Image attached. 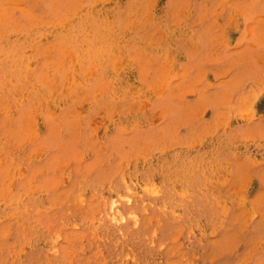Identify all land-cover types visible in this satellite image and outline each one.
Here are the masks:
<instances>
[{
	"label": "rangeland",
	"instance_id": "obj_1",
	"mask_svg": "<svg viewBox=\"0 0 264 264\" xmlns=\"http://www.w3.org/2000/svg\"><path fill=\"white\" fill-rule=\"evenodd\" d=\"M0 264H264V0H0Z\"/></svg>",
	"mask_w": 264,
	"mask_h": 264
}]
</instances>
